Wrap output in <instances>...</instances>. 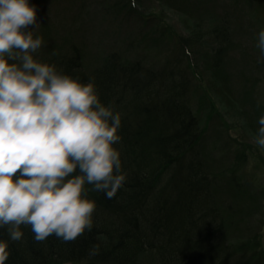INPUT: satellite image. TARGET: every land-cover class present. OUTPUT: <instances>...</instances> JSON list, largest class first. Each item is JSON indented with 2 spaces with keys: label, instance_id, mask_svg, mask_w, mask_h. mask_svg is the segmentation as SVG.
I'll list each match as a JSON object with an SVG mask.
<instances>
[{
  "label": "trees",
  "instance_id": "trees-1",
  "mask_svg": "<svg viewBox=\"0 0 264 264\" xmlns=\"http://www.w3.org/2000/svg\"><path fill=\"white\" fill-rule=\"evenodd\" d=\"M99 1L109 14L125 10L119 0ZM185 2L162 0L163 6L185 13L192 21L196 17ZM253 4L264 19V0ZM130 6L128 16L136 13L142 18L141 11ZM201 22L193 24L189 37L169 26L175 45L158 69L117 52L92 73L76 49L73 56L43 60L84 81L94 79L102 100L122 113L123 139L117 146L128 179L112 198L102 191L87 193L97 201L94 226L76 239L65 241L51 234L38 241L31 226L22 225L24 237L10 242L5 264H264V219L253 235L249 224L257 212L264 216V186L243 171L246 147L219 171L211 152L204 149L206 132L200 106L195 107L196 95L201 106L209 102L199 60L209 70L219 100L228 105L235 94L225 68L232 48L228 19L225 16L213 28L211 56L197 52L199 39L205 37ZM160 35L152 30L141 40L158 44L162 35L168 39L172 32ZM261 68L264 74V60ZM247 121L256 135L258 128ZM223 194L228 197L221 205L218 199ZM7 237L6 229H0V238Z\"/></svg>",
  "mask_w": 264,
  "mask_h": 264
},
{
  "label": "clouds",
  "instance_id": "clouds-1",
  "mask_svg": "<svg viewBox=\"0 0 264 264\" xmlns=\"http://www.w3.org/2000/svg\"><path fill=\"white\" fill-rule=\"evenodd\" d=\"M136 0H133L135 6ZM32 0H0V264L10 242L51 234L73 240L94 226L92 190L114 197L128 179L122 113L84 81L34 53L44 45ZM256 47L264 54V28ZM256 143L264 146V115ZM91 186V187H89ZM99 245L92 247L98 251Z\"/></svg>",
  "mask_w": 264,
  "mask_h": 264
},
{
  "label": "rangeland",
  "instance_id": "rangeland-1",
  "mask_svg": "<svg viewBox=\"0 0 264 264\" xmlns=\"http://www.w3.org/2000/svg\"><path fill=\"white\" fill-rule=\"evenodd\" d=\"M119 1L125 10L109 14L99 0H32L38 6V20L42 22L34 31L36 35H43L45 41L34 55L46 61L57 55L73 56L76 49L82 54L86 70L92 73L105 63L107 56L117 52L131 60L142 59L145 64L158 69L168 61L175 45V33L169 26L189 37L193 24H199L202 19L200 27L204 28L205 37L199 39L197 52L201 56H211V33L219 20L226 16L232 48L225 68L231 76L235 97L228 105L218 99L210 72L199 60L204 79L202 86L209 102L201 106L200 96L196 95L195 107L200 106L202 127L206 132L204 149L211 152L216 160L213 164L219 171L233 161V154L246 147L248 161L243 171H247L250 178L257 177L264 186V146L256 143V135L251 133L247 123L250 119L258 128V119L264 115V74L261 68L264 54L256 47L257 33L264 28V19L255 11L253 0H184L192 16L197 18L192 21L185 13L163 6L162 0H136L134 7L143 14L138 19L136 13L128 16L133 0ZM160 18L164 21L161 22ZM185 20H189L188 24ZM152 30L159 35L170 31L172 35L168 39L162 35L158 44L154 41L145 44L141 38ZM255 80L258 82L254 84ZM261 196L264 204V195ZM227 197L223 194L218 203L223 205ZM262 217L264 219L263 212H257L256 219L249 223L252 235L260 230ZM261 240L264 246V224Z\"/></svg>",
  "mask_w": 264,
  "mask_h": 264
}]
</instances>
